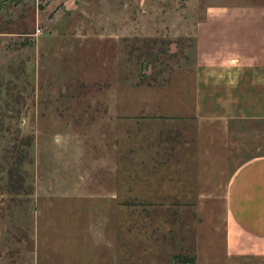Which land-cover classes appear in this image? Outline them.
Here are the masks:
<instances>
[{"label": "rangeland", "instance_id": "obj_1", "mask_svg": "<svg viewBox=\"0 0 264 264\" xmlns=\"http://www.w3.org/2000/svg\"><path fill=\"white\" fill-rule=\"evenodd\" d=\"M207 1L0 0V264L220 258L225 183L264 123H199Z\"/></svg>", "mask_w": 264, "mask_h": 264}, {"label": "crops", "instance_id": "obj_2", "mask_svg": "<svg viewBox=\"0 0 264 264\" xmlns=\"http://www.w3.org/2000/svg\"><path fill=\"white\" fill-rule=\"evenodd\" d=\"M193 27L199 123H221L230 138L238 122L264 123V0H208ZM223 206L221 256L195 264H264V144L231 171Z\"/></svg>", "mask_w": 264, "mask_h": 264}]
</instances>
